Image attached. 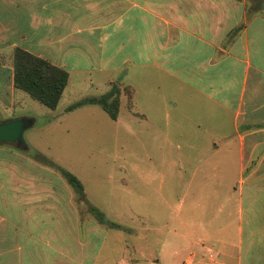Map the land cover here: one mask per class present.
I'll return each instance as SVG.
<instances>
[{
	"label": "crops",
	"instance_id": "0c3cea01",
	"mask_svg": "<svg viewBox=\"0 0 264 264\" xmlns=\"http://www.w3.org/2000/svg\"><path fill=\"white\" fill-rule=\"evenodd\" d=\"M250 3L0 0V108L18 90L6 57L16 46L68 72L62 96L72 77L99 94L128 86L134 119L159 134L180 126L201 206L191 230L187 214L178 231L141 213L123 230L81 213L68 184L11 180L0 264H264V7Z\"/></svg>",
	"mask_w": 264,
	"mask_h": 264
},
{
	"label": "rangeland",
	"instance_id": "374dc122",
	"mask_svg": "<svg viewBox=\"0 0 264 264\" xmlns=\"http://www.w3.org/2000/svg\"><path fill=\"white\" fill-rule=\"evenodd\" d=\"M6 57L12 64V52ZM71 82L55 109L43 106L23 91H15L12 103L0 108V118L33 117L34 125L24 132L29 148L77 175L87 200L108 219L130 230L138 224L134 214L141 213L148 215V226L153 217L155 224L183 231L181 219L187 214L191 230L190 215L197 216L201 209L190 204L198 192L200 175L191 179L179 155L180 126L170 123L159 134L148 122L134 119L125 102L119 106L116 120L97 104L65 111L76 100L104 91L96 85L75 84L74 77ZM125 95L128 99L129 92ZM28 151L0 144V198L11 180L59 182L60 190H64L62 186L67 183L60 173L37 162ZM67 188L73 191L71 186ZM159 193L168 198L167 204L157 198ZM83 204L81 213H88ZM4 209L0 205V216ZM125 238L132 239L128 235Z\"/></svg>",
	"mask_w": 264,
	"mask_h": 264
},
{
	"label": "trees",
	"instance_id": "16d2710c",
	"mask_svg": "<svg viewBox=\"0 0 264 264\" xmlns=\"http://www.w3.org/2000/svg\"><path fill=\"white\" fill-rule=\"evenodd\" d=\"M264 7L263 0H252L249 10L259 11ZM236 28L233 32H236ZM12 83L15 89L26 93L49 109H55L60 101L64 88L68 82V72L56 66L48 60L37 56L18 46L12 51ZM122 92H129L128 107L131 109L132 90L128 86L121 87L111 82L106 92L98 96H86L66 106L65 111H71L78 107L90 104L99 105L107 115L116 120L119 114L120 96ZM5 145V144H4ZM11 146V145H10ZM28 153L40 164L51 167L58 171L66 183L71 186L78 200L86 205V210L94 218L109 228L127 230V227L116 221L108 219L105 213L87 200L82 181L70 170L56 164L47 156L29 148Z\"/></svg>",
	"mask_w": 264,
	"mask_h": 264
},
{
	"label": "water",
	"instance_id": "95a60500",
	"mask_svg": "<svg viewBox=\"0 0 264 264\" xmlns=\"http://www.w3.org/2000/svg\"><path fill=\"white\" fill-rule=\"evenodd\" d=\"M35 123L33 117L17 116L0 119V144L28 150L24 132Z\"/></svg>",
	"mask_w": 264,
	"mask_h": 264
},
{
	"label": "flooded vegetation",
	"instance_id": "af4514ba",
	"mask_svg": "<svg viewBox=\"0 0 264 264\" xmlns=\"http://www.w3.org/2000/svg\"><path fill=\"white\" fill-rule=\"evenodd\" d=\"M0 119H3V118H0Z\"/></svg>",
	"mask_w": 264,
	"mask_h": 264
}]
</instances>
